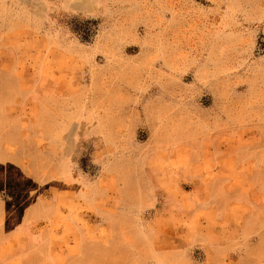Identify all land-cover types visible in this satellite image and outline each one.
I'll return each instance as SVG.
<instances>
[{
    "label": "rangeland",
    "instance_id": "rangeland-1",
    "mask_svg": "<svg viewBox=\"0 0 264 264\" xmlns=\"http://www.w3.org/2000/svg\"><path fill=\"white\" fill-rule=\"evenodd\" d=\"M0 134V264H264V0H0Z\"/></svg>",
    "mask_w": 264,
    "mask_h": 264
},
{
    "label": "crops",
    "instance_id": "crops-1",
    "mask_svg": "<svg viewBox=\"0 0 264 264\" xmlns=\"http://www.w3.org/2000/svg\"><path fill=\"white\" fill-rule=\"evenodd\" d=\"M5 136L6 135L0 134V162L1 163H2V161H4V159H3L4 151L2 150V144L5 142V140H4L5 139ZM9 142H12L13 143V141H9Z\"/></svg>",
    "mask_w": 264,
    "mask_h": 264
}]
</instances>
